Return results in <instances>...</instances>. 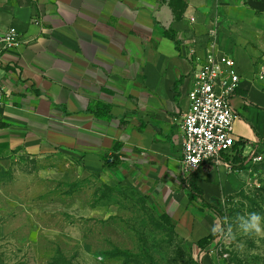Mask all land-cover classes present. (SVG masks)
<instances>
[{"label": "crops", "instance_id": "obj_1", "mask_svg": "<svg viewBox=\"0 0 264 264\" xmlns=\"http://www.w3.org/2000/svg\"><path fill=\"white\" fill-rule=\"evenodd\" d=\"M169 1L0 0V32L14 27L20 36L16 49L0 53V160L58 154L107 179L122 171L148 191L166 188L160 176H179L185 190L177 122L211 32L215 52L233 60L241 79L230 103L244 151L238 156L245 158L264 131V91L251 84L252 39L264 31V0H180L186 7L179 21ZM95 104L108 108L107 119L87 111ZM113 155L121 164L104 168L103 158ZM202 166L196 183L209 203L218 188L207 192L202 178L217 179Z\"/></svg>", "mask_w": 264, "mask_h": 264}, {"label": "rangeland", "instance_id": "obj_2", "mask_svg": "<svg viewBox=\"0 0 264 264\" xmlns=\"http://www.w3.org/2000/svg\"><path fill=\"white\" fill-rule=\"evenodd\" d=\"M252 46L251 84L264 91V31ZM250 147L239 167L202 166L217 179L202 178L207 192L218 188L213 211L187 207L179 176H160L158 192L58 154L0 160V264H264V232L238 230L239 217L264 215V131ZM208 235L215 240L199 250Z\"/></svg>", "mask_w": 264, "mask_h": 264}, {"label": "built area", "instance_id": "obj_3", "mask_svg": "<svg viewBox=\"0 0 264 264\" xmlns=\"http://www.w3.org/2000/svg\"><path fill=\"white\" fill-rule=\"evenodd\" d=\"M203 63L194 71L191 89L187 94L188 109L177 122L182 138L181 165L186 173L196 171L205 163L223 164L243 149L234 134L236 115L231 98L240 87L241 79L233 60L215 52V34ZM20 36L14 27L0 32V53L16 49ZM2 69L0 67V75ZM3 90L0 86V117ZM238 144V145H237Z\"/></svg>", "mask_w": 264, "mask_h": 264}, {"label": "trees", "instance_id": "obj_4", "mask_svg": "<svg viewBox=\"0 0 264 264\" xmlns=\"http://www.w3.org/2000/svg\"><path fill=\"white\" fill-rule=\"evenodd\" d=\"M168 6L170 7L173 17L175 21H179L182 17V14L185 10L186 5L180 1V0H171L168 3ZM165 36H167L169 39L174 41L175 45H177V42L175 41V34L167 29L164 31ZM88 112L93 113L95 118L98 119H107L108 116V108L104 105L101 104H95L92 106H89L87 108ZM246 161L245 158H240V156H234L232 161L230 163L226 162L227 166H241ZM121 164L118 156L113 155L110 158H103V167L104 168H109V169H116L119 165ZM197 176H196V171L191 172L190 174L186 175L182 179V185L185 188V190L189 194V203L188 206H191L194 204L196 206V210L202 211L204 209H208L213 211L212 206H210L209 203L205 202L202 199L203 192L202 190L197 186ZM215 199V198H213ZM211 199V200H213ZM199 203V205H197ZM161 220L168 226L173 227L175 225L174 221L167 215V214H162L161 215ZM215 240L214 236L208 235L204 238L199 239L196 242V246L199 248V250H204L206 247H208L213 241Z\"/></svg>", "mask_w": 264, "mask_h": 264}, {"label": "clouds", "instance_id": "obj_5", "mask_svg": "<svg viewBox=\"0 0 264 264\" xmlns=\"http://www.w3.org/2000/svg\"><path fill=\"white\" fill-rule=\"evenodd\" d=\"M241 223L238 230L244 234H260L264 232V215L259 212H249L246 216L239 217ZM222 231V230H221ZM225 242H231L235 236L234 233L228 236L227 239L221 237Z\"/></svg>", "mask_w": 264, "mask_h": 264}]
</instances>
